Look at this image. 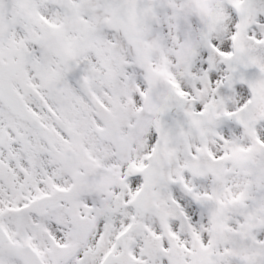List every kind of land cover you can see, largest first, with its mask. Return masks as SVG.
I'll return each instance as SVG.
<instances>
[{
	"label": "snow or ice",
	"instance_id": "snow-or-ice-1",
	"mask_svg": "<svg viewBox=\"0 0 264 264\" xmlns=\"http://www.w3.org/2000/svg\"><path fill=\"white\" fill-rule=\"evenodd\" d=\"M0 264H264V0H0Z\"/></svg>",
	"mask_w": 264,
	"mask_h": 264
}]
</instances>
